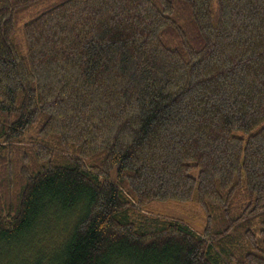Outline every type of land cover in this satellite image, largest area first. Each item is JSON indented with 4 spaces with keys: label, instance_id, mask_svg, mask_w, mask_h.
<instances>
[{
    "label": "trees",
    "instance_id": "trees-1",
    "mask_svg": "<svg viewBox=\"0 0 264 264\" xmlns=\"http://www.w3.org/2000/svg\"><path fill=\"white\" fill-rule=\"evenodd\" d=\"M40 1L0 0V264H264V0H60L19 43Z\"/></svg>",
    "mask_w": 264,
    "mask_h": 264
},
{
    "label": "rangeland",
    "instance_id": "rangeland-1",
    "mask_svg": "<svg viewBox=\"0 0 264 264\" xmlns=\"http://www.w3.org/2000/svg\"><path fill=\"white\" fill-rule=\"evenodd\" d=\"M60 0H45L34 3L25 10L21 11L17 26L16 37L19 43L23 41V27L26 21L44 7H51ZM25 143V140L22 142ZM144 214L158 216L159 218L181 221L187 225L191 231L200 234L205 224V216L201 208L195 203L178 204L174 202L159 203L153 202L143 208Z\"/></svg>",
    "mask_w": 264,
    "mask_h": 264
}]
</instances>
